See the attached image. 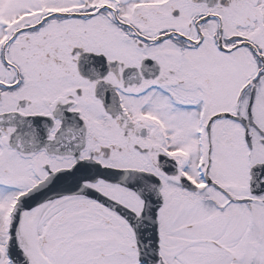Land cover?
<instances>
[{
  "label": "snow or ice",
  "instance_id": "6c2138e0",
  "mask_svg": "<svg viewBox=\"0 0 264 264\" xmlns=\"http://www.w3.org/2000/svg\"><path fill=\"white\" fill-rule=\"evenodd\" d=\"M0 264H264V0H0Z\"/></svg>",
  "mask_w": 264,
  "mask_h": 264
}]
</instances>
